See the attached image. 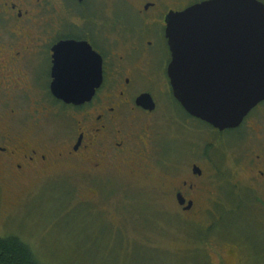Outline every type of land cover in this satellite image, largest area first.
Returning a JSON list of instances; mask_svg holds the SVG:
<instances>
[{"label": "flooded vegetation", "instance_id": "1", "mask_svg": "<svg viewBox=\"0 0 264 264\" xmlns=\"http://www.w3.org/2000/svg\"><path fill=\"white\" fill-rule=\"evenodd\" d=\"M204 1L0 0V181L46 177L62 161L104 182L113 174L149 178L157 167L172 177L179 210L194 213L204 182L218 181L206 167L216 162L208 144L243 138L250 147L236 156L237 174L245 173L236 187L248 201L243 195L234 210L245 214L252 238L264 236V101L221 131L184 109L168 74V18ZM64 42L84 43L101 58L99 85L83 103L52 93L55 66L66 68L57 48ZM144 94L153 109L138 102Z\"/></svg>", "mask_w": 264, "mask_h": 264}, {"label": "rangeland", "instance_id": "2", "mask_svg": "<svg viewBox=\"0 0 264 264\" xmlns=\"http://www.w3.org/2000/svg\"><path fill=\"white\" fill-rule=\"evenodd\" d=\"M208 146L216 162L206 167L218 181L204 182L194 213L179 210L160 168L104 182L62 161L46 177L13 185L1 177L0 236L19 237L45 264H264V236L252 238L245 214L231 213L243 195L248 201L236 187L245 176L236 156L250 142Z\"/></svg>", "mask_w": 264, "mask_h": 264}, {"label": "water", "instance_id": "3", "mask_svg": "<svg viewBox=\"0 0 264 264\" xmlns=\"http://www.w3.org/2000/svg\"><path fill=\"white\" fill-rule=\"evenodd\" d=\"M167 37L174 96L190 115L223 131L240 126L264 101V3L204 1L171 13ZM57 48L66 68L55 66L52 93L67 103L90 100L99 85L101 58L84 43ZM69 51L76 56L69 58ZM138 102L154 108L150 94Z\"/></svg>", "mask_w": 264, "mask_h": 264}, {"label": "trees", "instance_id": "4", "mask_svg": "<svg viewBox=\"0 0 264 264\" xmlns=\"http://www.w3.org/2000/svg\"><path fill=\"white\" fill-rule=\"evenodd\" d=\"M230 202L233 203V201ZM231 210H234V208H232ZM231 213L235 214L234 212ZM0 264H45V263H42L36 257L31 246L26 242H24L19 237L0 236Z\"/></svg>", "mask_w": 264, "mask_h": 264}]
</instances>
